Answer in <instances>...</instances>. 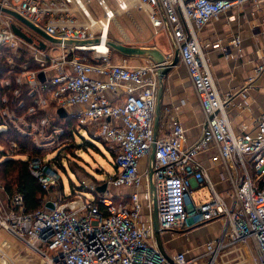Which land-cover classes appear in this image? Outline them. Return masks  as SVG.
<instances>
[{"label":"built area","instance_id":"1","mask_svg":"<svg viewBox=\"0 0 264 264\" xmlns=\"http://www.w3.org/2000/svg\"><path fill=\"white\" fill-rule=\"evenodd\" d=\"M114 1L112 9L106 0H98L104 9L99 18L82 0H0L62 41L58 45L46 42L47 48L59 46L62 51L52 57L47 48L41 50L18 37L12 30L16 20L0 12V69L2 59L9 65L0 71V121L13 134L8 155H19L17 150L25 142L36 145L38 155H49V145L68 140L66 128L53 123L61 119L57 110L64 108L68 116L61 120L77 119L74 133L86 127L104 141L114 154L116 168L104 181H81L82 190L74 195L68 196L65 190L54 195L59 182L56 168L49 159L30 158V170L46 192L43 206L28 211L22 193L7 194L5 201L0 200V232L23 242L44 259L43 264H264V114L252 130L234 128L229 115L232 98L218 88L206 53L208 45L217 48L220 41L204 43L200 36L202 28L222 13L247 3L260 9L264 0ZM131 8L144 11L155 32L166 31L174 48H179L205 116L199 139L192 145L187 144L186 128L177 118L163 121L169 110H160L155 122L157 67L115 63L109 47L98 49L103 40L106 44L110 24ZM74 10L80 11L81 19ZM96 38L100 43L89 46L63 43ZM240 43L238 36L231 40L235 47ZM22 51L29 53L37 69H30V62L18 66ZM262 75L264 58L249 84ZM26 98L32 99L30 106ZM39 111L46 115L32 120L30 116ZM212 150L211 161L224 168L223 180L228 182L223 191H218L207 168L197 160L198 154ZM144 158H148L147 167L140 172ZM146 180L142 198L138 189ZM151 181L157 189L162 235L223 221L220 234L201 245L202 253L171 251L166 246L170 259L161 253L155 239ZM104 184L135 191L128 195L100 192ZM205 187L210 197L197 201L194 192ZM0 189L6 192L3 184ZM85 192L94 193V199ZM49 202L53 208L47 206Z\"/></svg>","mask_w":264,"mask_h":264},{"label":"crops","instance_id":"2","mask_svg":"<svg viewBox=\"0 0 264 264\" xmlns=\"http://www.w3.org/2000/svg\"><path fill=\"white\" fill-rule=\"evenodd\" d=\"M135 9L136 8H131L129 11L124 14L121 13L117 17H127L131 19L137 25L139 32L143 34V27L137 23L134 13L136 11ZM90 11L99 18L104 15V13L102 14L101 11L99 13L95 11V9ZM73 12L77 18H82L79 10H74ZM145 16L147 17L146 14ZM231 16H233V18H231ZM117 17L115 21L117 20ZM147 31L150 33L147 36L141 35L139 37L131 38L127 36V40L124 42L116 36H114V39H118L122 41V43L128 45L154 46L166 54L174 51V41L171 39L169 33L166 31H162L161 33L151 32L149 25ZM200 36L204 43H211L217 39L220 41V47L214 48L211 45H208L206 47V53L209 58L213 78L218 88L224 96H230L232 98L229 115L234 128L239 131L244 128L248 130L254 129L255 120L260 115L264 114V75L257 77L251 84H249L248 80L249 77L253 75L256 67L262 63L264 58V6L257 9L252 3H247L231 11L222 13L202 28ZM236 36L241 40L238 47L231 44L232 38ZM155 37H157V39H154ZM225 47L228 49V52L224 51ZM115 63H128L137 66L150 64L151 62L143 58L118 57ZM3 69L4 65L2 64L0 71H3ZM107 96L111 100H116V96L112 93H107ZM165 109L169 110V113L164 115L163 121L166 122L170 117L177 118L186 128L187 144L192 145L196 143L205 124V116L199 98L191 83L188 71L181 59L178 65L171 70L164 81V89L160 100V110L164 111ZM214 153L215 150L200 153L197 155V160L207 168L218 191H223L228 187V182L223 180L224 168L211 161V157ZM147 160L148 158L141 160L140 172L146 170ZM147 182L148 181L146 180L138 189L142 198L145 193ZM112 189L118 190L117 193H114L115 195L121 193L128 195L135 191L133 188L117 189L115 187L108 188L106 185V190L112 192ZM7 194V192L0 189V200L5 201L7 199ZM143 212H147L146 207H144ZM192 232L193 231L190 230L187 233H183L181 236L184 238L192 234ZM164 234L170 236L166 238L168 242L172 239H177L178 250L176 249V251L192 249L187 246L184 240L182 242L181 239H178L181 236L176 238L171 233L166 232L163 233V235ZM219 234L220 231L217 234H212L213 236H211L210 239L217 237ZM7 236L3 232H0V244L3 243ZM8 237L11 239L10 241L14 243L15 239L10 236ZM18 242L17 245H19ZM16 249H18V247H16ZM38 257L39 258L35 260L28 254L25 260L23 258L22 263L36 264L35 262L37 261L38 264H43L44 259L40 256ZM29 261H31V263H29ZM15 263L16 261L13 264Z\"/></svg>","mask_w":264,"mask_h":264},{"label":"rangeland","instance_id":"3","mask_svg":"<svg viewBox=\"0 0 264 264\" xmlns=\"http://www.w3.org/2000/svg\"><path fill=\"white\" fill-rule=\"evenodd\" d=\"M85 5L93 11L104 13L103 7L99 4L98 0H82ZM108 5L115 9L116 4L114 0H106ZM136 11L135 16L137 19V23L143 27L144 33L141 34L138 30L137 25L129 18L125 17H117L116 21H113L111 24V31L109 33V38H120L123 42L128 36L131 37H139V36H147L150 34L148 30V25L151 28V32H155V28L151 26L148 17L145 16V12L140 9H135ZM124 14V13H123ZM154 39H157L155 37ZM118 40V39H116ZM118 40V41H120ZM121 41V42H122ZM126 44V43H124ZM128 45V44H127ZM47 53L50 54L52 57H57L62 52L59 46H52L46 49ZM112 61L115 62L119 56L116 52L112 53ZM52 109V110H51ZM49 110L53 111V107H49ZM78 124V123H77ZM5 125L0 124V132L5 131ZM78 132L75 133V136L67 135L68 137L64 139L61 145L51 144L48 146V150L46 152L49 155H37L42 158L49 159V163H51L57 170L59 175V182L58 185L55 187L53 194L58 195L61 191L65 190L67 195L69 196L73 191H81L80 187L81 181H86V183H98L100 181H104L108 179L109 176H113L116 173V168L114 166V158L112 151L108 150V145L98 139L97 137L93 136L86 127L78 128ZM9 141L12 140L13 134H9ZM3 137L0 135V144L4 143ZM29 149H37L36 145L29 144ZM0 150H4L5 152L12 153L10 149V142L9 148H3L0 145ZM19 152V150H17ZM2 154H4L2 152ZM0 161L4 160L6 156L0 155ZM18 155H7V157H17ZM23 156V155H22ZM24 157V156H23ZM18 158V157H17ZM2 171H0V184H4L5 182L1 180ZM113 193H117L118 190L112 189ZM75 192L72 194L74 195ZM89 199H94V193H84ZM123 194V193H121ZM194 198L198 201V199L202 196H206L207 198L210 197V190L209 188L205 187L200 189V192H194ZM223 221H215L206 225L198 226V229H191L192 234L183 238V233H174L175 237L181 239V241L187 244L189 248L194 250V253H202L203 248L201 245L204 244L208 239L213 236L212 234H217L223 228ZM7 236V235H6ZM167 237H170L168 234L163 235V241L165 246L170 249L171 251L178 250L177 246V239H172L170 242L166 240ZM186 239V240H185ZM11 240V239H10ZM10 240L5 237V240L2 244H8L10 247L8 251H6V247L1 248L0 251V264H13L15 261L17 264H23L24 260L27 258L28 254L33 259H38L39 257L37 254H34L27 246L18 241H14V244L9 245ZM17 242L19 245H17ZM0 244V245H2ZM18 247V249H16ZM180 249V248H179ZM5 253L4 255L2 253ZM13 252V253H11ZM25 255H23V254ZM197 253V254H198ZM13 261V262H12ZM15 263V264H16ZM38 264V262H35Z\"/></svg>","mask_w":264,"mask_h":264},{"label":"water","instance_id":"4","mask_svg":"<svg viewBox=\"0 0 264 264\" xmlns=\"http://www.w3.org/2000/svg\"><path fill=\"white\" fill-rule=\"evenodd\" d=\"M0 12L7 14L13 17L16 21L12 24L13 32L23 39L24 41L28 42L29 44H33L37 48L41 50H45L47 48V43L50 42L52 44H61L62 41L59 38L53 37L49 35L46 31L42 28L38 27L27 18L22 16L16 10L11 8L5 7L0 4ZM27 30L23 29L24 27ZM29 30V31H28ZM63 43L68 45H81V46H89L100 43V39H88V40H66ZM106 44L109 47L112 53L116 52L121 57L127 58H143L149 60L153 65L157 67L158 78L160 81V87L158 92V102H157V112H156V119L155 122H158V115L160 111V100L164 89V81L167 78L168 74L171 70L176 67L180 61V51L178 47L174 48L173 58L170 59L166 54L162 52L157 47H149V46H134V45H127L118 41L114 38H109L106 40ZM40 78L43 79V74L40 75ZM57 113L60 117L65 118L68 116V112L64 108H59ZM155 158V147L153 146L152 152L150 154V162L153 163ZM152 178V172L150 174ZM106 190V184L102 185L99 188L100 192H104ZM151 190L153 194V201H154V209H153V220H154V228H155V239L158 245L159 250L161 253L170 259L166 247L163 241V235L160 230L159 226V210H158V203H157V189L153 181H151ZM47 206L53 208V204L51 202L47 203Z\"/></svg>","mask_w":264,"mask_h":264},{"label":"trees","instance_id":"5","mask_svg":"<svg viewBox=\"0 0 264 264\" xmlns=\"http://www.w3.org/2000/svg\"><path fill=\"white\" fill-rule=\"evenodd\" d=\"M31 57L29 53L22 51V55L16 59L18 66L24 63H29ZM2 64L5 67H9L6 59H2ZM30 69H37L38 65L34 62H30L28 64ZM17 70L20 71L21 68L17 67ZM24 94L23 96H25ZM32 104L31 98H26V106H30ZM45 112L39 111L38 113L30 116V118L34 121L40 120ZM61 119H63L61 117ZM61 119L53 120L54 125H63L68 131L67 135L75 136V129L77 127V119H65L64 121ZM0 124L2 122L0 121ZM9 134L7 131H1L0 135L3 137L4 143L0 144L3 148H9ZM29 143H21V149H19V155L15 157H7L8 152L4 150H0V155L6 156L4 160L0 161V171H2L1 180L5 183L3 184L6 188V192L9 195L13 193L20 192L24 195L25 198V206L28 211H35L43 206L44 197L46 192L42 189L41 184L38 179L32 174L29 163L30 158L35 157L39 154V152L35 149L28 148ZM2 152L4 154H2ZM28 154V155H26ZM24 157H23V156ZM2 157V156H0ZM27 157V158H25ZM114 157V154H113ZM79 187V186H77ZM75 192V191H73ZM72 192V193H73ZM75 194V193H74Z\"/></svg>","mask_w":264,"mask_h":264},{"label":"bare ground","instance_id":"6","mask_svg":"<svg viewBox=\"0 0 264 264\" xmlns=\"http://www.w3.org/2000/svg\"><path fill=\"white\" fill-rule=\"evenodd\" d=\"M108 36L109 35H107V37H106V39L108 38ZM98 49L100 50V51H106L107 50V48H108V46H107V44H105V40H103L100 44H98ZM5 234V233H4ZM6 238H8L9 240H10V238L7 236ZM14 241V240H13ZM11 243H12V241H10L9 242V245H11ZM12 244H14V243H12ZM4 247H6V251H8V249L11 247H9L8 246V244H2V245H0V251H1V248H4ZM2 253V252H1ZM6 253V252H5ZM5 253H2L3 255L5 254ZM29 263H31V261H29Z\"/></svg>","mask_w":264,"mask_h":264}]
</instances>
